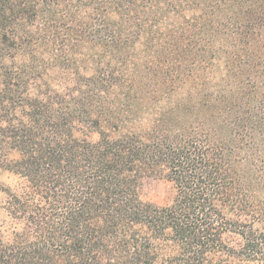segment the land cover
Masks as SVG:
<instances>
[{"label": "trees", "instance_id": "obj_1", "mask_svg": "<svg viewBox=\"0 0 264 264\" xmlns=\"http://www.w3.org/2000/svg\"><path fill=\"white\" fill-rule=\"evenodd\" d=\"M0 78V264H264V0H0Z\"/></svg>", "mask_w": 264, "mask_h": 264}, {"label": "rangeland", "instance_id": "obj_2", "mask_svg": "<svg viewBox=\"0 0 264 264\" xmlns=\"http://www.w3.org/2000/svg\"><path fill=\"white\" fill-rule=\"evenodd\" d=\"M1 87V78H0ZM94 139H98L95 134ZM16 178L9 174H4L1 177V181L7 185H13ZM170 195L169 185L162 179L158 178H147L144 181V187L142 191V196L145 201L153 202L155 204H164ZM5 202V195L0 192V220L4 217L2 212V206Z\"/></svg>", "mask_w": 264, "mask_h": 264}]
</instances>
